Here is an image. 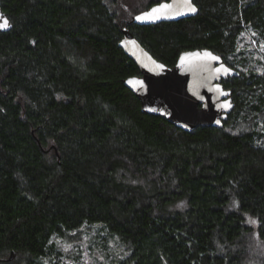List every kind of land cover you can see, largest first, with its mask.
Wrapping results in <instances>:
<instances>
[{
	"label": "trees",
	"instance_id": "16d2710c",
	"mask_svg": "<svg viewBox=\"0 0 264 264\" xmlns=\"http://www.w3.org/2000/svg\"><path fill=\"white\" fill-rule=\"evenodd\" d=\"M0 1V264L60 258L58 240L91 231L116 264H247L251 221L264 244V63L240 45H264V0H194L155 25L125 0ZM126 27L169 66L210 48L239 72L222 128L142 111Z\"/></svg>",
	"mask_w": 264,
	"mask_h": 264
},
{
	"label": "water",
	"instance_id": "95a60500",
	"mask_svg": "<svg viewBox=\"0 0 264 264\" xmlns=\"http://www.w3.org/2000/svg\"><path fill=\"white\" fill-rule=\"evenodd\" d=\"M165 4L172 8L160 14L159 19L137 18ZM191 4L195 7V12L185 7V0L158 2L132 15L131 22L137 25H155L183 20L199 13L194 0H191ZM4 20L8 21L9 26L0 28V32L12 28L0 1V23ZM123 34L120 47L137 63L141 71V75L130 76L124 82L140 100L144 113L160 116L186 131H193L200 126H224V120L234 109L235 103L233 90L225 88L223 79L238 76L239 72L228 65L222 55L210 48L186 50L181 52L174 66H169L146 49L129 28H124ZM205 53H210L217 59L205 57ZM182 57L185 58L183 62ZM15 256L16 252H12L10 258Z\"/></svg>",
	"mask_w": 264,
	"mask_h": 264
},
{
	"label": "rangeland",
	"instance_id": "374dc122",
	"mask_svg": "<svg viewBox=\"0 0 264 264\" xmlns=\"http://www.w3.org/2000/svg\"><path fill=\"white\" fill-rule=\"evenodd\" d=\"M145 3L146 0H125V15H133L134 10L143 7ZM242 45H248L255 51L253 53L255 54V58L262 59L261 63H264V45L258 47L251 34L243 36L240 46L242 47ZM263 67L259 66L258 69L262 71ZM251 223L254 230L245 239L246 248L248 249L246 263L264 264V244L257 234L256 221H251ZM95 235L96 233L91 231L88 234H81L79 239L76 240L72 238L58 240L60 258H46L40 264H116L115 260L119 257L120 252L114 247L113 242L110 241V243L103 247L102 242ZM14 261L15 263L13 261L10 263L24 264L23 262L20 263L18 259Z\"/></svg>",
	"mask_w": 264,
	"mask_h": 264
},
{
	"label": "snow or ice",
	"instance_id": "6c2138e0",
	"mask_svg": "<svg viewBox=\"0 0 264 264\" xmlns=\"http://www.w3.org/2000/svg\"><path fill=\"white\" fill-rule=\"evenodd\" d=\"M185 7L188 8L189 11L191 12H195L196 9L195 7L192 6L191 4V0H185ZM172 6L171 5H160L157 8H153L151 10V12L145 13L144 16L142 17H137L138 19H159L160 18V14L166 13L169 10H171ZM8 25V21L4 20L3 23H0V28H7ZM205 57H210L211 59H217L216 57H212L210 53H205L204 54ZM185 58L182 57V62ZM158 67H162V65H158ZM225 71H227V69H225Z\"/></svg>",
	"mask_w": 264,
	"mask_h": 264
}]
</instances>
